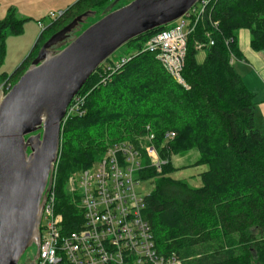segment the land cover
Listing matches in <instances>:
<instances>
[{
    "label": "trees",
    "instance_id": "1",
    "mask_svg": "<svg viewBox=\"0 0 264 264\" xmlns=\"http://www.w3.org/2000/svg\"><path fill=\"white\" fill-rule=\"evenodd\" d=\"M113 1L76 0L39 37L48 32L46 41L85 12L102 17ZM24 22L13 9L0 20V62L6 34L20 32ZM164 28L132 39L136 52L121 57L128 60L119 67L120 59L102 63L79 90L84 113L62 125L54 183L57 210L67 230L77 228L80 210L73 194H63L64 180L89 167L112 143L139 146L135 138H145L149 126L166 160L160 172L146 167L139 173L142 179L157 177L146 195L144 216L158 252L175 254L183 264H264V134L254 122L253 96L230 63L231 55L239 56L241 29L249 31L252 50H264V0H215L187 37L182 82L145 49L146 40ZM205 32L213 44L198 62L196 45L206 42ZM29 63L28 56L0 82L13 85ZM109 65L116 70L107 71ZM168 132L174 136L167 137ZM190 150L198 153L194 164L207 167L198 188L164 174L173 169L172 154Z\"/></svg>",
    "mask_w": 264,
    "mask_h": 264
},
{
    "label": "water",
    "instance_id": "2",
    "mask_svg": "<svg viewBox=\"0 0 264 264\" xmlns=\"http://www.w3.org/2000/svg\"><path fill=\"white\" fill-rule=\"evenodd\" d=\"M78 34L92 12L53 33L7 92L0 91V264L39 246L43 193L60 149L66 107L122 45L188 15L198 0H132Z\"/></svg>",
    "mask_w": 264,
    "mask_h": 264
},
{
    "label": "built area",
    "instance_id": "3",
    "mask_svg": "<svg viewBox=\"0 0 264 264\" xmlns=\"http://www.w3.org/2000/svg\"><path fill=\"white\" fill-rule=\"evenodd\" d=\"M214 1L198 0L187 16L180 17L183 19L179 24L155 32L145 42V49L155 52L163 68L178 82H182L180 72L187 37ZM62 12L49 13L48 17L56 19ZM210 23L216 29L217 22ZM37 24L44 29L42 22ZM204 38L206 42L196 45L199 51L213 44L208 32ZM128 59L120 58L116 66ZM235 60L231 55L230 63ZM116 66L109 65L106 69L112 72ZM11 86L7 80L1 81L0 91L7 92ZM83 105L84 97L77 93L67 105L61 124L73 115H82ZM146 130L143 144L112 143L89 167L69 179L70 193L80 210L78 227L73 230L65 228L63 216L57 210L54 191L57 159L50 173L49 187L43 193L39 246L32 259L35 264H183L175 254L158 252L144 216L146 195L135 190L143 168L160 172L166 163L152 142L150 127L146 126ZM166 136L173 137L174 133L168 132Z\"/></svg>",
    "mask_w": 264,
    "mask_h": 264
},
{
    "label": "rangeland",
    "instance_id": "4",
    "mask_svg": "<svg viewBox=\"0 0 264 264\" xmlns=\"http://www.w3.org/2000/svg\"><path fill=\"white\" fill-rule=\"evenodd\" d=\"M132 0H119L118 3L114 6L115 8H119L121 6L126 5ZM99 13H96L94 16H89L84 23L79 27L78 31H82L84 28H86L91 23L95 22L99 18ZM183 18L177 19L168 25L165 26V28H169L173 25L179 24ZM24 25V23H23ZM40 30L34 29L31 32V30H28L27 27L23 28L18 33L12 34L7 33L6 37L4 39V55L2 58V61L0 62V76L6 75L9 76L13 73V71L29 56V61L37 55L40 47L45 42V39L48 35V32H45L41 37L40 36ZM142 39H137V41H140ZM134 41H129L119 47L109 58L108 62L104 63H110V62H117L121 57L128 56L136 52L137 48L134 46ZM236 61V60H235ZM108 79V78H107ZM104 80L103 82L107 81ZM61 124V134L63 131ZM146 126V125H145ZM145 129V127H144ZM136 143L141 145L145 142V138L142 136H138L135 138ZM198 153L196 150H190L187 153L181 155V154H172L169 157V160L171 162V165L173 167L172 170L168 171L167 173H164L165 176L182 181L186 183L191 188H198L201 186V178L200 173L203 172L207 167L205 165H195L194 161L197 158ZM79 172V171H78ZM77 171L71 172L68 177L64 180L62 184V192L63 194L70 193V178L75 177L74 175L78 173ZM155 178L152 179H141L137 182V185L135 186V190L137 193H139L142 196L148 195L151 191L154 190V184H155ZM72 194V193H71ZM36 253V246L32 244L29 246L22 257L20 258V263H25L26 261H30L33 259Z\"/></svg>",
    "mask_w": 264,
    "mask_h": 264
},
{
    "label": "crops",
    "instance_id": "5",
    "mask_svg": "<svg viewBox=\"0 0 264 264\" xmlns=\"http://www.w3.org/2000/svg\"><path fill=\"white\" fill-rule=\"evenodd\" d=\"M76 0H0V20L9 9H13L18 17L25 19L22 27L33 31L41 29L37 22H42L44 28L51 21L49 13H59L66 10ZM41 32V30H40ZM250 35L246 29L237 32L236 45L238 58L232 63L234 70L240 76L246 89L252 94L254 102V122L257 129L264 134V50L255 51L250 48ZM205 51H198L196 60L202 62Z\"/></svg>",
    "mask_w": 264,
    "mask_h": 264
}]
</instances>
